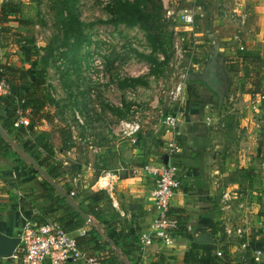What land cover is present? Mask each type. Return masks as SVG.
Here are the masks:
<instances>
[{"label":"crops","instance_id":"obj_1","mask_svg":"<svg viewBox=\"0 0 264 264\" xmlns=\"http://www.w3.org/2000/svg\"><path fill=\"white\" fill-rule=\"evenodd\" d=\"M241 13L246 17L242 26L236 19ZM215 44L228 83L224 100L220 105L214 91L188 77L192 84L185 85L181 101L175 106L165 102L162 110H166L159 113L179 114V136L165 132L150 110L152 121L143 123L135 145L112 140L106 128L100 137L102 146L97 144L100 152L94 154L84 144L89 126L76 125L78 131L88 132H79L82 142L77 144L83 147L62 151L67 155L62 160L68 162L52 179L78 207L82 204L79 208L88 221L73 208L77 215L68 211L70 206L56 189L48 197L41 175L27 173L13 155L0 152V235L15 239L25 221L34 223L39 217L58 220L76 238L79 249L99 256L102 264H185L190 234L198 240L200 264H254L241 245L246 242L250 251L256 247L264 251V107L260 94L252 96L253 88L242 74L264 90V0H201V73L213 59L209 48ZM242 62L248 67H240ZM29 137L28 133L23 142ZM97 141L93 138L94 144ZM171 143L177 151L170 156L165 146ZM148 163H171L179 171L182 185L170 206L180 229L170 245L154 242L140 249L139 237L150 232L156 215L154 181L140 171ZM103 174L113 183L109 193L96 187ZM225 194L231 199L227 203ZM223 201L228 211L223 210ZM226 222L244 225L243 237H224Z\"/></svg>","mask_w":264,"mask_h":264},{"label":"rangeland","instance_id":"obj_2","mask_svg":"<svg viewBox=\"0 0 264 264\" xmlns=\"http://www.w3.org/2000/svg\"><path fill=\"white\" fill-rule=\"evenodd\" d=\"M110 2L75 1V14L84 25L83 34L89 39L88 43L78 48L73 40L70 43L64 40V29L58 19L61 10L59 0H0L1 8L10 4L18 10L20 20V23L4 20L5 27L0 34V64L6 67L4 78L11 80L15 92L22 93L27 90L29 82L21 84L18 74L7 67L34 71L37 65L46 73V110L54 117L51 123L43 122L38 128L49 135L54 148V157L41 168L46 173L50 170L56 172L63 163L68 162L62 160L67 156L62 153L64 149L78 150L83 147L71 141L69 127L74 125L75 112L89 126L92 133L88 135L98 139L95 145L102 146L100 137L106 128L112 140L118 139L110 127L117 125L119 120L138 113L143 123L152 121L147 113L152 110V115L159 122V113L166 110L162 109L165 102L168 103V91L180 81V75L186 72L188 77L201 74V52L198 51H201V0H160L162 10L159 13L158 31L162 40L157 50L150 46L146 33L138 26L130 28L107 23L110 16L106 7ZM184 8L193 11L194 22L191 26L179 22L180 12ZM24 39L34 41L39 51L31 64L24 62L19 49ZM213 47L211 45L209 49L212 51ZM180 48L187 58L182 66L176 67V50ZM150 56L157 63L167 62L157 68L147 59ZM105 57L109 58L110 64H105ZM240 67L248 66L242 62ZM242 76L251 83L250 79H246L248 76ZM130 79H139L140 83L127 86L131 85L127 81ZM189 83L192 84L188 80L185 85ZM195 83L201 86V82ZM129 93L135 95L133 100ZM133 103L139 109L136 113L131 110ZM75 131L78 137L79 132L81 135L88 133L84 129L81 132L75 128ZM24 136L28 137L26 129L17 131L11 138L21 148L27 144L28 138L23 142L26 139Z\"/></svg>","mask_w":264,"mask_h":264},{"label":"built area","instance_id":"obj_3","mask_svg":"<svg viewBox=\"0 0 264 264\" xmlns=\"http://www.w3.org/2000/svg\"><path fill=\"white\" fill-rule=\"evenodd\" d=\"M0 7V34L2 33L5 23L1 17ZM237 13V12H235ZM237 22L242 26L245 23V15L243 13L236 14ZM179 22L185 26H191L194 22V14L191 8H184L179 15ZM187 56L183 55L182 49L176 50V67L183 64ZM5 71L0 64V99L6 96H14L12 86L4 78ZM188 79V73L180 75V81L168 91V103L178 104L182 99V93L185 90V82ZM129 96L134 98V94L129 93ZM131 101V99H129ZM22 105L23 100L19 101ZM256 106H253L255 109ZM131 110L138 112L139 109L133 103ZM17 118L13 124L15 128L29 126V108L24 109L19 106L17 109ZM77 112L74 113V125H71L70 133L73 143L82 142L75 131L76 125L84 126L83 119ZM162 119V120H161ZM159 123L165 132L173 136H179L180 123L177 114H162L160 115ZM143 121L138 113L127 119L119 120L117 125L111 126L112 134L118 139L127 140L131 145L137 143V135L140 133ZM94 154H99L100 147L93 143V137L87 135L84 141ZM165 151L171 156L173 152L177 151V147L171 143L165 146ZM140 171L147 177L154 181V189L152 191L153 207L155 210V218L151 224V230L148 233H143L139 237V247L143 249L154 242H160L165 245H170L173 242L174 236L180 229L179 220L176 215L171 213V200L175 192L181 187L182 182L179 177L177 167L171 163L168 164H153L148 163L140 168ZM98 190L110 192L113 183L108 174H103L96 183ZM75 193L71 192V196ZM227 203L230 196L225 194L223 196ZM223 204L224 201H223ZM240 209L245 205L240 203ZM230 207L225 204L224 211H228ZM229 221V220H227ZM245 233L244 225H235L226 222L223 225V236L226 238H242ZM16 238L19 240L16 247L8 256H0V264H68L69 262L83 261L84 264H102V260L95 254L83 253L78 246L77 240L73 237L63 226L57 221H49L45 224L38 225L33 222L25 221L21 231ZM242 252H249L250 258L254 264H262L264 262V251L256 247L249 250V244L244 242L242 245ZM217 256H221V252L217 251Z\"/></svg>","mask_w":264,"mask_h":264},{"label":"trees","instance_id":"obj_4","mask_svg":"<svg viewBox=\"0 0 264 264\" xmlns=\"http://www.w3.org/2000/svg\"><path fill=\"white\" fill-rule=\"evenodd\" d=\"M75 1L76 0H59L61 10L58 13V19L62 22V26L64 29V40L67 43H70L73 40V44L77 45L78 48L83 43H88L89 39L83 34V23L77 18L75 14ZM151 5V7H149ZM106 10L110 16V19L107 21L108 24L111 25H125L126 27H135L138 26L146 33V39L149 42L150 46L157 50L156 48L160 47V41L162 38L160 37L159 29V13L162 10V5L160 0H111L109 4H107ZM19 11L12 8L10 4L5 5L1 9V17L4 20L9 22H19L18 19ZM5 23V22H4ZM161 46L164 44L162 42ZM19 49L22 54V58L25 63L31 64L33 62L34 57L39 55V51L32 40L24 39L20 42ZM159 49V48H158ZM141 57V55H139ZM150 57H147L152 63H154L157 68L166 64V60L162 63H157L155 60H151ZM107 57L105 60L107 61L105 64H110L108 62ZM4 68V65H1ZM14 74H18V80L21 84L25 82H29L28 88L26 91L15 92L17 98L14 96H6L0 99V112H2V117L0 115V126L5 131V133L11 137L13 134L20 130H28L29 139L27 140V144L25 146H21L26 154H29L34 162L37 164L39 168L46 166L47 162L50 161L54 157V148L49 139V135L47 133H43L38 130V128L45 121L47 123H51L53 121L52 113L46 110L47 99H46V83H45V72L40 69L37 65L34 68V71L28 70H16L12 67H7ZM154 72V71H153ZM130 82L127 86H134L135 84L140 83L139 79H130L127 80ZM8 83L11 85L12 82L8 78ZM251 84V93L252 96L256 94H260L261 106L264 107V90L261 87L259 82H254ZM123 85V84H122ZM23 100L24 103L21 105L19 101ZM21 106L24 109L29 108L30 116H29V126L24 128H15L13 126L16 118H17V109ZM66 148V147H65ZM70 148V147H69ZM65 150H69L66 148ZM0 152H6L3 154L10 153L14 156L19 165L23 166L24 170H26L29 174H37V170H35L31 165L22 161L17 154L12 151L11 147L1 138L0 136ZM47 174L56 180L55 171L50 170L47 171ZM43 182L47 185V196L50 197L51 193L55 192L54 188H52L47 181ZM94 196V195H93ZM92 197V196H91ZM96 197V195H95ZM93 199V197H92ZM61 203L67 205L65 200L60 198ZM94 202L98 199H93ZM32 200H30L31 202ZM68 207V205H67ZM79 207H82V204H79ZM68 211L73 214L77 213L71 208L68 207ZM34 223L41 225L46 222L42 218L34 217ZM59 223V221L57 220ZM110 238L115 237L114 234L109 235ZM187 239L191 243V248L189 252H187L184 256L185 264H200L199 260V244L197 239H193L190 234L186 235Z\"/></svg>","mask_w":264,"mask_h":264},{"label":"water","instance_id":"obj_5","mask_svg":"<svg viewBox=\"0 0 264 264\" xmlns=\"http://www.w3.org/2000/svg\"><path fill=\"white\" fill-rule=\"evenodd\" d=\"M211 36L212 35L209 34V37ZM218 52H219V45L215 44L213 50L211 51V54L213 56V59H215V61H218L217 64L219 65V69L221 71L220 78L219 76L215 74L216 68L214 66V63L211 62L213 59H211V61L207 63L204 71L200 75H192L190 77V81L191 82L199 81L203 83L204 85H206L207 87H209L217 95L218 102L221 105L225 97L226 88L228 86V83H227V77L221 68L223 64V59L218 56ZM212 80L216 81L217 87H215V85L212 83ZM0 136L4 138L13 147L16 153H18L19 156L25 162H27L35 170H37L38 174L41 175L43 179H45L50 184L51 187L56 189V191L59 193L60 196L65 198L67 204L71 208H73L77 213H79L83 219H85L86 221L89 220V217L86 214H84V212L81 211V209L74 203L71 197L67 195L65 191H63L62 188L58 186V184L43 169L39 168L37 164L34 162V160L32 159V157L29 154H26L23 149H21L15 142H13L12 139H10L3 132L1 128H0ZM18 242L19 240L17 238L12 239V238H8L6 236L0 235V256H8L12 252V250L16 247Z\"/></svg>","mask_w":264,"mask_h":264},{"label":"flooded vegetation","instance_id":"obj_6","mask_svg":"<svg viewBox=\"0 0 264 264\" xmlns=\"http://www.w3.org/2000/svg\"><path fill=\"white\" fill-rule=\"evenodd\" d=\"M211 62H213L214 63V66H215V68H216V72H215V74L217 75V76H219V78H220V76H221V71H220V69H219V65L217 64V62L218 61H215V59L214 60H212ZM207 77V76H206ZM218 82H219V80H218ZM212 83L215 85V87H217L216 85V81H214V80H212Z\"/></svg>","mask_w":264,"mask_h":264}]
</instances>
